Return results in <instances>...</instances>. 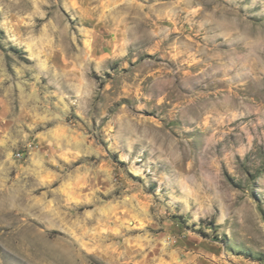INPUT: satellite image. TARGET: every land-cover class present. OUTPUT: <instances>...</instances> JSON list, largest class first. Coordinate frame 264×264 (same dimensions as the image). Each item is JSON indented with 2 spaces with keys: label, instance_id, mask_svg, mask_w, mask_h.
<instances>
[{
  "label": "rangeland",
  "instance_id": "rangeland-1",
  "mask_svg": "<svg viewBox=\"0 0 264 264\" xmlns=\"http://www.w3.org/2000/svg\"><path fill=\"white\" fill-rule=\"evenodd\" d=\"M0 264H264V0H0Z\"/></svg>",
  "mask_w": 264,
  "mask_h": 264
}]
</instances>
